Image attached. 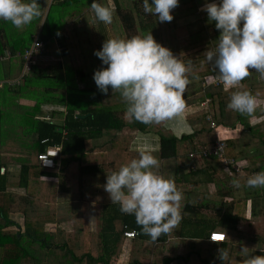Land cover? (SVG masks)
Instances as JSON below:
<instances>
[{"label": "trees", "instance_id": "16d2710c", "mask_svg": "<svg viewBox=\"0 0 264 264\" xmlns=\"http://www.w3.org/2000/svg\"><path fill=\"white\" fill-rule=\"evenodd\" d=\"M112 1L110 24L95 17L102 27L95 34L102 42L95 39L94 45L88 26L96 23L80 9L93 0H51L46 11L40 8L41 15L20 29L0 19V102L24 94L34 100L26 109L23 129L16 133L3 120L12 108L0 107V264H119V248L125 240L138 239L139 245L155 249L156 244L163 247L165 242L177 241L178 236V247L171 244L170 254L151 264H223L218 258L220 248L229 251L230 264H240L239 251L244 246L254 255H264L260 251L264 250V227L253 233L245 229L264 220V187L245 186L249 176L264 172V76L250 69L252 73L235 88L215 84L216 72L203 53L214 48L219 30L201 10L205 0H179L172 21L165 24L144 13L142 0ZM99 2L109 6L107 0ZM66 16L72 19L70 26ZM149 31L186 64L191 62L192 82L184 93V118L190 132L177 136L164 132L163 124L130 121L120 92L109 87L105 95L93 80L94 71L102 65L94 51L107 38H130ZM184 35L189 42L180 46L177 38ZM35 43L41 44L39 50H33ZM86 48L91 53L86 54ZM26 50L33 51L32 62L27 63ZM73 57L85 66L70 69L68 61ZM236 90H248L257 98L253 114L227 109ZM43 106L51 107L48 116ZM125 129L129 132L123 134ZM138 132L158 135V149L152 154L159 163L174 160V169L164 166V177L182 193L179 224L183 232L178 235L174 228L153 241L142 234L135 216L122 213L104 190L107 175L138 157L131 146ZM217 142L225 145L222 157L209 153ZM56 145L60 150L53 165L41 166L38 154ZM201 148L205 155L189 156ZM10 164L18 168L12 170ZM188 175L198 178L188 181ZM233 178L240 180V188L229 181ZM214 196L220 197L219 202ZM98 203L93 230L92 210H97ZM12 214H21L20 225ZM66 221L72 222L71 232L61 227ZM125 231L134 235L126 237ZM212 231L224 233V240L210 241ZM180 243L181 251L177 250Z\"/></svg>", "mask_w": 264, "mask_h": 264}, {"label": "clouds", "instance_id": "9594fccd", "mask_svg": "<svg viewBox=\"0 0 264 264\" xmlns=\"http://www.w3.org/2000/svg\"><path fill=\"white\" fill-rule=\"evenodd\" d=\"M142 3L145 14L154 15L163 23L172 21V10L178 7L179 0H151V3L142 0ZM90 8L99 21L112 22V7L93 0ZM201 10L219 30L214 48L203 53L217 80L235 88L252 73L250 69L264 76V0H219V3L205 0ZM40 15L37 0H0V19L10 21L18 29ZM94 55L102 61L93 74L97 89L105 95L109 87L112 92L119 91L130 121L159 124L184 110V93L192 82L191 62L186 64L158 43L151 31L130 38H107ZM193 78L198 80L199 76ZM256 108L257 98L248 90L233 91L227 104V109L241 115H251ZM158 167L159 161L152 151L140 148L138 157L107 175L104 184L111 203H118L122 213L134 215L142 234L153 241L176 228L182 219V193L173 180L159 174ZM231 183L235 188L241 187L238 178ZM245 186L264 187V172L249 176ZM239 252L240 264H264V255H254L246 246ZM218 258L223 264H230L227 249L220 248Z\"/></svg>", "mask_w": 264, "mask_h": 264}, {"label": "rangeland", "instance_id": "374dc122", "mask_svg": "<svg viewBox=\"0 0 264 264\" xmlns=\"http://www.w3.org/2000/svg\"><path fill=\"white\" fill-rule=\"evenodd\" d=\"M41 1V0H40ZM50 0H43V2L46 4V3H48ZM108 2H109V6L110 5H113V2H111V1H109L108 0ZM49 4V3H48ZM90 3L89 4H86V5H83V6H81L80 7V9L82 10H85V11H87V12H89V16L88 17H90V20L92 19V22L93 23H96V19H95V15H94V13L92 12V10H91V8H90ZM44 11H46V9L47 8H42ZM65 20L67 21V23H68V26H70L71 25V23H72V19L69 17V16H66L65 17ZM154 20V19H153ZM79 21V23H81V25H82V22L80 21V20H78ZM155 21V20H154ZM156 22V21H155ZM157 23V22H156ZM164 24H165V22H163ZM79 25V24H78ZM156 25H158V24H156ZM98 26V27H97ZM195 27H197V25H195ZM88 29H89V34L92 36V38H93V45H94V43L96 42V41H94L95 39H97V40H99L98 42L99 43H101L102 41L100 40V37L98 38L97 36H96V32H95V30H98L99 29V31H101L102 30V27L99 25V23H96V26L95 27H93V26H88ZM107 30H108V28H107ZM116 33H117V30L115 31ZM101 34H103L104 32L102 31V32H100ZM109 33L110 34H112L113 35V31H109ZM156 40V39H155ZM157 41V40H156ZM177 44L178 45H180V46H184V45H187L188 44V42H189V37H188V35H184V36H182V37H179V38H177ZM92 45V46H93ZM92 48V47H91ZM87 49V48H86ZM91 49H87V52H86V54H88V53H91V51H90ZM76 52V51H75ZM77 53H73V55H75V56H77L76 55ZM79 57H80V54H79ZM63 63H64V61H63ZM83 62H81L80 60H79V58H76V57H73L72 58V61L71 62H69L68 61V66H70V69H74V68H82L83 66H85V65H81ZM84 64V63H83ZM36 90H37V92H38V89H35L34 91L36 92ZM21 98H26L25 100L26 101H29L28 99L30 98V97H28V96H26V97H23V95L22 96H20ZM8 98H11V97H8ZM21 100H24V99H21ZM32 100V99H31ZM24 102L21 106H19V107H16V106H12L11 108H12V110H11V113L9 112V111H7V113L5 114V116L3 117V120L4 121H8L9 123H8V127H7V129H11V131H13L14 130V132L16 133V132H20V130H21V127H19V126H21V125H23V120L25 119V115H27V112H26V109H28L29 107V105H28V103L27 102ZM109 101H111V102H114L115 100H113V99H110ZM33 103V102H32ZM6 107H9V105H7ZM8 109V108H7ZM50 109H51V107L50 106H43V110H44V112L46 113L45 114V116H48L49 115V111H50ZM25 110V111H24ZM24 111V112H23ZM186 109L184 108V110L181 112V114H179L178 116H175V117H173L172 119H170V120H166V121H164V122H161V123H159L158 124V126H160V125H162L163 124V128H164V132H166V131H169L170 133H172V134H179L180 133V131H181V126L183 127V129H184V131L183 132H190V127L187 125V124H185L186 122H184V114L186 113ZM173 120V124L170 122V121H172ZM170 124H172V125H170ZM170 125V126H169ZM22 128H23V126H22ZM28 128H30L29 127V125L27 124V127H26V130H28ZM126 132H129L127 129H125L122 133L124 134V133H126ZM24 141V140H23ZM173 159H171V158H169V159H165V164H172L173 163ZM173 167V164L169 167V168H172ZM229 181L231 182V180L229 179ZM89 200H92V198L89 196V198H88ZM102 199V198H101ZM184 203V201H182V204ZM99 203H98V207H97V211H100L99 210ZM98 215V213H93V215H92V217H91V221H92V224H91V228L93 229V230H95V228L97 227V216ZM181 223V222H180ZM254 223V222H253ZM49 226V225H48ZM61 227L65 230V231H67V232H71L72 230H73V225H72V222L71 221H66L65 223H62L61 224ZM177 227H180V225L179 226H177ZM264 227V220H259V221H256V223H254L252 226H250V227H248V228H245V229H247V230H249V232H251V233H253V232H255V231H260L261 230V228H263ZM171 244H174V247H178V243H177V241L174 239L173 241H171V242H169V244H167V245H165V246H163V247H161L162 245L161 244H159L158 246H157V248L156 249H160L161 248V250H163L164 251V253H165V255H168V253L171 251V249H172V246H171ZM150 245V244H149ZM181 249H183V248H180V249H177V250H180L181 251ZM136 253H141V251H133V254L131 253L130 254V259L132 258V260L134 261V260H137L138 261V259L140 260L141 258H147V259H149V260H151V261H153V260H156L158 263H160L161 262V257H160V254L158 253V252H154V251H152L151 252V254H149L148 252H146V253H143L142 255H140V254H136ZM194 261V260H193ZM198 262H195V264H197Z\"/></svg>", "mask_w": 264, "mask_h": 264}, {"label": "crops", "instance_id": "0c3cea01", "mask_svg": "<svg viewBox=\"0 0 264 264\" xmlns=\"http://www.w3.org/2000/svg\"><path fill=\"white\" fill-rule=\"evenodd\" d=\"M109 1H111V2H113L112 0H109ZM25 2H29V0H25ZM37 2H38V4H39V7L42 9V8H47L48 9V7H49V4H50V2H51V0L48 2V3H44L43 2V0H37ZM107 3L109 4V2H108V0H107ZM81 6H83L82 4L80 5V7ZM46 9V10H47ZM43 10V9H42ZM153 19L154 20H156L154 17H153ZM157 22V21H156ZM157 24L159 25V23L157 22ZM79 25H81V23H79ZM26 96H28V95H23V97H26ZM29 97V96H28ZM21 99H24V100H21ZM26 98H21V97H17V98H15V99H13V98H11V99H6V100H1V102H0V107H6L5 105L6 104H9V106L10 107H12V106H16V107H19V106H21L26 100H25ZM29 101H26L27 103H28V105L29 106H31L33 103L32 102H34V100H31V98H29L28 99ZM185 108V107H184ZM187 108V107H186ZM185 108V109H186ZM42 110H43V108H42ZM44 111V110H43ZM45 113V112H44ZM46 114V113H45ZM181 114V113H180ZM37 117H39V116H37ZM172 124H173V120L172 121H170ZM184 122H185V119H184ZM172 124H170V125H172ZM185 124H187V123H185ZM169 125V126H170ZM189 126V125H188ZM19 127H21V129H23L22 128V126H19ZM184 131V129H183V127L181 126V131H180V133L179 134H177V136L178 135H180V134H182V133H186V132H183ZM189 132V131H188ZM176 135V134H175ZM158 142H159V138H158V135H156V134H154V133H140V132H138V133H136L135 135H134V137H133V140H132V143H131V146H132V149H134V150H137L138 151V149H140V148H144V149H149V150H151V151H154V150H157L158 149ZM160 165H161V170H160V165H159V167H158V172H159V174H161V175H163L164 176V173H165V171H164V166L166 167V169H167V167H168V169H169V167L173 164V166H174V162L171 164V165H168V164H164L163 162H161V163H159ZM186 165H188V163L186 164ZM8 167L10 168V169H12L13 170V167L14 168H18V164H16V165H8ZM172 169H174V167H172ZM169 171V170H168ZM169 173V172H168ZM170 175H172L173 176V174L171 173V174H169V177H170ZM197 176H191V175H188L187 176V179H188V181H194V180H197ZM206 187H208V189H210L212 186L211 185H207ZM198 188L199 187H197V190H198ZM223 189V188H222ZM203 189H200V191H202ZM224 191L225 190H221V193H223V194H225V198L224 199H226L227 201H229L230 200V198L227 196L228 194H226V193H224ZM211 192H213V190L211 189ZM228 193V192H227ZM215 197V196H214ZM224 199H222V200H224ZM217 200V197H215V201ZM219 200H220V197H219ZM219 200H217L218 202H219ZM101 204V203H100ZM212 204H210V206H211ZM95 206H97V205H95ZM98 212H100V211H97V210H94V208H93V210H92V215H93V213H98ZM11 218L14 220V221H16L19 225L21 224V214H12L11 215ZM64 223V222H63ZM62 224V223H61ZM180 224H178L177 226H179ZM183 231H182V229H181V227H176L175 228V231L173 232V233H175V235H178V233H182ZM178 239H177V242L179 243L180 242V236H178L177 237ZM138 239H135L134 241L132 240V241H128V240H125V242L124 243H121V245H122V248H121V245H120V248H119V257H118V263L119 264H129V262H131L130 260H132V258L130 259V254L132 253L133 254V251H141V253H136V254H140V255H142L143 253H146V252H148L149 254H151V252L152 251H154V252H158L159 254H160V257L161 258H163V257H165V256H167V255H165V253H164V251L163 250H161V248L160 249H156L157 247H155V249H153V248H150V249H148V248H145L144 247V245H139V243H138V241H137ZM182 243V242H181ZM181 243L179 244V249L181 248ZM157 246H158V244H156ZM164 246L165 245H167V243L165 242L164 244H163ZM170 254V252L168 253V255ZM139 260V259H138ZM133 261V260H132ZM140 262H141V264H151L152 263V261L151 260H149V259H147V258H141L140 260H139Z\"/></svg>", "mask_w": 264, "mask_h": 264}, {"label": "built area", "instance_id": "2783aa9c", "mask_svg": "<svg viewBox=\"0 0 264 264\" xmlns=\"http://www.w3.org/2000/svg\"><path fill=\"white\" fill-rule=\"evenodd\" d=\"M38 46H37V45ZM41 47V44L40 43H35L33 45V50L36 51L37 49L39 50V48ZM26 60H27V63L29 62H32L30 57H31V53L33 52L32 50H26ZM215 80V84H219L221 82H219L217 80V78L215 77L214 78ZM206 101L205 100L204 102L201 103V105H204L206 104ZM224 143L222 142H217L215 144L214 147H212V150H209V153H213L219 157H222V152H223V148H224ZM59 150H60V146L59 145H56V146H53V147H48L46 148V150L44 152H41L38 154V160H39V163L41 166L43 167H51L54 163V160L53 158L56 157L59 153ZM205 155V151L201 148L199 151H195V152H192L189 156L194 158L196 157V155ZM46 161H50V163H45ZM124 235L126 237H132L134 235V231H125L124 232ZM225 238L224 236V233L222 232H218V231H212L210 234H209V240L212 241V242H220V241H223Z\"/></svg>", "mask_w": 264, "mask_h": 264}, {"label": "water", "instance_id": "95a60500", "mask_svg": "<svg viewBox=\"0 0 264 264\" xmlns=\"http://www.w3.org/2000/svg\"><path fill=\"white\" fill-rule=\"evenodd\" d=\"M86 115H77V117H81V118H84ZM4 171V168H1V172Z\"/></svg>", "mask_w": 264, "mask_h": 264}]
</instances>
